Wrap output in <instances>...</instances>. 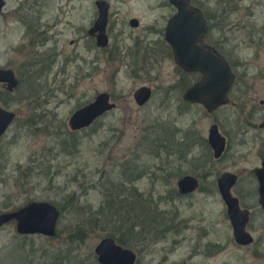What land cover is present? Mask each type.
Segmentation results:
<instances>
[{"label":"rangeland","instance_id":"obj_1","mask_svg":"<svg viewBox=\"0 0 264 264\" xmlns=\"http://www.w3.org/2000/svg\"><path fill=\"white\" fill-rule=\"evenodd\" d=\"M96 1L7 0L0 16V68L19 79L14 93L0 86V105L17 114L0 138V213L31 202L61 211L53 238L24 239L15 221L1 227L0 264H47L43 250L61 253L63 264H99L95 249L106 237L133 250L136 264H264V209L255 175L264 160V0H193L215 17L206 42L238 76L231 103L213 114L182 99L185 85L199 77L177 66L165 41L177 12L169 0H104L110 5L105 49L88 34L99 15ZM143 86L153 97L139 107L134 93ZM101 93L117 107L73 132L72 115ZM213 124L228 142L220 160L208 143ZM187 136L198 145L192 141L185 157L180 146ZM225 172L238 176L232 193L252 213L247 230L255 241L249 246L234 239L217 186ZM185 175L200 180L190 195L179 192ZM149 210L165 218L159 239L136 238L126 247L112 237V223L129 213L143 225ZM22 243L28 245L24 261L8 250Z\"/></svg>","mask_w":264,"mask_h":264},{"label":"water","instance_id":"obj_2","mask_svg":"<svg viewBox=\"0 0 264 264\" xmlns=\"http://www.w3.org/2000/svg\"><path fill=\"white\" fill-rule=\"evenodd\" d=\"M177 12L169 19L165 41L171 47L175 63L186 73H199L202 78L184 95V100L192 104H201L209 113L230 103L229 92L236 79L231 63L216 47L206 43V35L210 30L209 20L205 12L195 5L193 0H169ZM5 0H0V13ZM98 19L90 29V36L96 37L97 46L105 49L110 44L107 33L110 5L98 0ZM138 19L131 21L133 28L139 27ZM0 84H7L13 91L19 84L12 70L0 69ZM152 89L147 86L139 88L134 99L138 106L148 104L152 99ZM117 107L108 93L99 94L95 100L78 109L72 115L69 125L73 132L90 128L107 113ZM16 119V113L0 105V138ZM264 128V120L260 125ZM209 142L216 159L221 158L226 150V139L218 127H212ZM260 182V203L264 207V162L256 171ZM237 176L231 172L222 174L218 179L220 194L228 208V216L233 227L235 241L240 246H249L253 237L247 231L249 211L240 207V202L232 193ZM199 181L187 176L178 182L179 191L183 195L192 194L198 189ZM61 211L49 202H31L16 211L0 213V228L15 221L17 232L21 236L40 235L53 238L57 235V227ZM95 253L99 264H136L137 254L121 246L114 238L106 237L96 247Z\"/></svg>","mask_w":264,"mask_h":264},{"label":"trees","instance_id":"obj_3","mask_svg":"<svg viewBox=\"0 0 264 264\" xmlns=\"http://www.w3.org/2000/svg\"><path fill=\"white\" fill-rule=\"evenodd\" d=\"M209 21L212 22V20H216L215 17L210 16L208 17ZM211 29L216 28L217 24L211 23ZM118 200L121 199V194H118ZM113 199L115 200L116 197L114 195ZM115 201H113V204ZM160 217V218H159ZM135 219L128 213L127 218L122 217L118 221L112 223L113 226H116V231L113 233L112 237L117 236L119 237V241L122 245H125L126 247H132L135 246V240L136 238H143L146 242V239H150L151 241L154 240V237L156 239H159L160 236L163 234V226L166 225L165 218H161V214L154 213L153 211L149 210L147 211V214L143 220V225H141L142 221L140 223H134ZM162 228V229H161ZM161 234V235H160ZM24 239L33 238L32 236H22ZM27 243H22L20 245H13L8 247L9 252L11 254L18 253L21 257V261H24L23 251L27 248ZM37 249L33 251V255L37 253ZM42 256L40 259H44L47 261V264H63L61 262V253L57 251L52 250H43ZM32 256V255H31ZM33 262V261H32ZM31 262V263H32Z\"/></svg>","mask_w":264,"mask_h":264},{"label":"flooded vegetation","instance_id":"obj_4","mask_svg":"<svg viewBox=\"0 0 264 264\" xmlns=\"http://www.w3.org/2000/svg\"><path fill=\"white\" fill-rule=\"evenodd\" d=\"M97 2V1H96ZM6 6H7V0H5V6H4V8H3V10H2V12L0 13V16L2 15V14H4V12H5V8H6ZM20 12H22V10H20ZM99 16V15H98ZM27 18V16L26 15H24L23 17H21V19L23 20V21H25V23H27L28 22V20L26 19ZM208 18V17H207ZM109 19H110V14H109ZM133 19H131L130 20V25H131V21H132ZM209 20V19H208ZM140 23V22H139ZM95 24V23H94ZM209 24H210V21H209ZM108 25H109V21H108ZM94 26V25H93ZM167 27V26H166ZM33 28H34V26H29V31H32L33 30ZM210 30H211V25H210ZM209 30V31H210ZM89 31H90V29L88 30V34H89ZM165 31H166V29H165ZM107 33H108V27H107ZM209 33V32H208ZM90 35V34H89ZM208 35V34H207ZM207 35H206V37H207ZM108 36H109V34H108ZM91 37H93L95 40H96V37L95 36H91ZM110 38V37H109ZM165 38V37H164ZM205 41H206V39H205ZM207 43V42H206ZM96 44H97V42H96ZM209 44V43H208ZM211 45V44H210ZM213 46V45H212ZM215 47V46H214ZM217 48V47H216ZM100 49H102V48H100ZM218 49V48H217ZM226 57V56H225ZM227 58V57H226ZM228 60V59H227ZM229 61V60H228ZM230 62V61H229ZM231 63V62H230ZM231 66H232V64H231ZM232 68H233V66H232ZM0 69H3V68H0ZM181 69V68H180ZM3 70H11V69H3ZM182 70V69H181ZM13 71V70H12ZM183 71V70H182ZM233 71H234V69H233ZM14 72V71H13ZM184 72V71H183ZM235 72V71H234ZM15 73V72H14ZM184 73H186V72H184ZM187 75H197L199 78H198V80H196L195 82H193L191 85L189 84V85H185V86H187L186 87V89L184 90V93H183V96H182V99H183V101L187 104L186 106H200V107H203L201 104H192V103H190V102H186L185 100H184V95L186 94V92H187V90L190 88V87H192L195 83H197L199 80H201V78H202V76L199 74V73H186ZM236 74V73H235ZM15 76H16V78L18 79V77H17V75H16V73H15ZM18 81H19V79H18ZM237 82H238V76H237V74H236V79H235V82H234V84H233V87H232V89H231V91L229 92V99H230V103H231V94H232V92H233V89H234V87L236 86V84H237ZM0 86H2L3 88H4V90H6V92L7 93H14L16 90H17V88L19 87V84H18V86L13 90V91H9V89H8V85L7 84H0ZM148 87V86H147ZM152 92H153V90H152ZM135 94V93H134ZM152 97H153V95H152ZM136 102V101H135ZM229 103V104H230ZM137 104V103H136ZM228 104V105H229ZM147 105V104H146ZM227 106V105H226ZM226 106H223V107H226ZM140 107V106H139ZM143 107V106H142ZM223 107H221V108H223ZM204 108V107H203ZM221 108H219V109H217L216 111H214V112H211V113H209L205 108V111L207 112V113H209V114H213V113H215V112H217L218 110H220ZM16 118H17V114H16ZM14 123V122H13ZM262 124V123H261ZM261 124H259V129H261V130H264V128H261L260 127V125ZM217 126L218 127V129H219V132H220V127L217 125V124H213L211 127H210V129H209V134H208V143H209V146L211 147V144H210V142H209V135H210V131H211V129H212V127L213 126ZM220 134H221V132H220ZM222 135V134H221ZM223 136V135H222ZM225 137V136H224ZM225 139H226V150H225V152L223 153V155L221 156V158L225 155V153H226V151H227V138L225 137ZM187 140H188V143L187 144H185V145H181L180 146V148H181V150H183V153H182V155H184L185 154V157H187L188 155H189V151H190V146H191V143H192V141H193V143L192 144H194V145H198V141L197 140H195L194 139V137L192 138L191 136H187ZM211 149H212V147H211ZM212 152H213V157H214V151H213V149H212ZM181 153V152H180ZM221 158H219V159H216L215 157H214V159H216V160H220ZM263 162H264V160L262 161V164H261V167H259V168H256L255 169V175H256V178H257V180H258V182H259V179H258V176H257V174H256V171L258 170V169H260V168H262V165H263ZM226 173V172H225ZM224 174V173H223ZM234 175H236V174H234ZM187 176H192V177H195L198 181H199V186H198V189L197 190H199V188H200V180H199V178H197L196 176H193V175H185V176H183L181 179H183V178H185V177H187ZM237 176V175H236ZM180 179V180H181ZM219 179V178H218ZM238 176H237V182H238ZM179 180V181H180ZM237 182H236V184H237ZM236 184H235V186H236ZM217 186H218V180H217ZM234 186V187H235ZM233 187V188H234ZM219 189V188H218ZM196 190V191H197ZM195 191V192H196ZM180 192V191H179ZM195 192H193V193H195ZM258 193H259V204L261 205V203H260V182H259V188H258ZM181 194V193H180ZM181 195H183V194H181ZM188 195H190V194H188ZM239 199V198H238ZM239 202H240V200H239ZM240 207L242 208V206H241V204H240ZM261 207L264 209V207L261 205ZM243 210H247V211H249V217H250V219H249V223L251 222V219H252V213H251V211L249 210V209H244V208H242ZM249 223H248V225H249ZM248 225H247V227H248ZM248 231V230H247ZM249 234H251L250 232H248ZM251 236H252V234H251ZM253 237V236H252ZM115 239V238H114ZM234 239H235V237H234ZM116 240V239H115ZM253 240H254V237H253ZM255 241V240H254ZM254 241H253V243H254ZM252 243V244H253Z\"/></svg>","mask_w":264,"mask_h":264}]
</instances>
